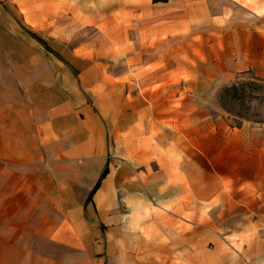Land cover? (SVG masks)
I'll use <instances>...</instances> for the list:
<instances>
[{
	"label": "crops",
	"instance_id": "crops-1",
	"mask_svg": "<svg viewBox=\"0 0 264 264\" xmlns=\"http://www.w3.org/2000/svg\"><path fill=\"white\" fill-rule=\"evenodd\" d=\"M2 3L25 17L31 37L4 31L3 38L0 4V264H244L243 252L228 247L220 233L212 237L209 215L188 220L167 208L173 201L155 196L159 184L154 176L144 181L140 174L147 176L146 167L139 170L129 161L138 154L131 143L144 139L145 112L150 109L180 111L178 126L191 130L202 125V137L208 136L209 92L203 91L197 102L186 96L178 107L162 88L155 90L160 101L153 106L146 102L150 92L141 93L138 110L144 117L138 116L136 124L129 113L122 116L119 154L115 144L110 150L107 127L86 102L80 85L87 81L85 75L67 69L46 39L51 34L69 35L72 44L139 49L170 45L173 51L180 38L190 39L200 31L206 60L211 50L228 63V72L252 68L264 80V12L242 0ZM92 29H99V34L82 43L77 32ZM36 30H42V36ZM155 50L129 52L125 60L181 59L179 54ZM49 52L56 58L52 65ZM129 88L125 96L130 98ZM115 131L118 127L112 126ZM257 134L264 137V125ZM201 189L210 191V186L203 184ZM211 241L217 244L213 249Z\"/></svg>",
	"mask_w": 264,
	"mask_h": 264
},
{
	"label": "rangeland",
	"instance_id": "rangeland-1",
	"mask_svg": "<svg viewBox=\"0 0 264 264\" xmlns=\"http://www.w3.org/2000/svg\"><path fill=\"white\" fill-rule=\"evenodd\" d=\"M242 2L264 12V0ZM0 4L3 38L4 31L13 37H31L25 17L13 5L2 0ZM35 32L43 34L42 30ZM195 32L190 39L180 38L178 45L172 46L173 51L170 45L139 49L137 45L72 44L73 37L57 34H51L46 41L66 61L63 64L67 69L76 68L80 77L85 75L87 81L80 78V85L86 102L107 127L110 150L115 144L119 154L123 146L122 116L129 113L136 124L138 116L144 117V112L138 110L141 93L150 92L146 102L153 106L160 101L155 90L162 88L174 99L173 106L178 107L186 96L197 102L203 91L209 92L205 98L211 120L208 136L202 137V125L191 130L183 124L178 126L175 121L180 111L150 109L145 112V136L140 134L144 139L131 143V150L140 154L129 161L139 170L146 167L147 176L140 174L144 181L154 176L153 181L159 184L155 196L173 201L172 207L167 208L188 220L209 215L212 237L220 233L228 247L243 252L244 264H264V137L257 134L258 127L264 125V80L252 68L228 72V63L213 56L211 50L210 59L206 60L201 32ZM77 33L83 43L89 36L96 37L99 29ZM34 45L47 53L38 42ZM155 49L179 54L181 59L125 60L129 52L154 53ZM49 54L52 65L56 58L52 52ZM143 81L145 84L139 85ZM128 85L130 98L125 96ZM106 112L108 116L103 118L101 114ZM194 113H198L196 109ZM112 126L119 131L112 133ZM203 184H209L210 191L199 190ZM259 245L262 247L257 249ZM210 246L213 249L217 244L211 241Z\"/></svg>",
	"mask_w": 264,
	"mask_h": 264
},
{
	"label": "trees",
	"instance_id": "trees-1",
	"mask_svg": "<svg viewBox=\"0 0 264 264\" xmlns=\"http://www.w3.org/2000/svg\"><path fill=\"white\" fill-rule=\"evenodd\" d=\"M153 1H156V0H153ZM41 42H43L41 39H39ZM106 172V166L103 168V170L101 171V174L99 176V178H101ZM98 185V181L96 182V184L94 185L93 189H95Z\"/></svg>",
	"mask_w": 264,
	"mask_h": 264
}]
</instances>
